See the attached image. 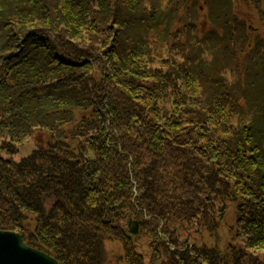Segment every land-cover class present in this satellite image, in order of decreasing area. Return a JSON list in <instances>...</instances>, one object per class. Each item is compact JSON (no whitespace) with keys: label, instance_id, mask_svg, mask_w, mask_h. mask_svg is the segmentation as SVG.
I'll use <instances>...</instances> for the list:
<instances>
[{"label":"trees","instance_id":"trees-1","mask_svg":"<svg viewBox=\"0 0 264 264\" xmlns=\"http://www.w3.org/2000/svg\"><path fill=\"white\" fill-rule=\"evenodd\" d=\"M202 1L205 33L200 0H0V230L61 264H105L108 239L150 264L146 237L151 264H194L165 262L177 233L161 220L208 226L236 196L243 264H264V37L248 40L233 0Z\"/></svg>","mask_w":264,"mask_h":264},{"label":"rangeland","instance_id":"rangeland-1","mask_svg":"<svg viewBox=\"0 0 264 264\" xmlns=\"http://www.w3.org/2000/svg\"><path fill=\"white\" fill-rule=\"evenodd\" d=\"M200 2H201L200 8L202 11L200 10V14H198L197 16L196 25L200 33H205L211 29L212 22L210 20V16L207 14L209 10L205 7V4L202 0H200ZM229 2H230L229 0L225 2L226 6L229 4ZM231 8L233 9V12L236 15V17L247 25L248 30H246L244 34L247 35L248 40L250 39L251 42H254L257 39V37H264L263 17L259 12L256 13L254 8L251 6L249 0H233V4ZM231 8H229V10ZM226 15H229V14H226ZM218 26L220 27L221 24L218 23ZM216 28L217 27H215L214 28L215 30L213 31L217 32ZM176 30H178V28L175 29V31ZM236 33L240 34V32L238 31H236ZM179 41H181V38L178 37L177 42ZM76 42L77 44L75 46L79 47L80 49L85 48V43L83 40L78 39L76 40ZM244 53L245 51L243 50L240 51L241 55H243ZM86 56H88L89 61L93 62L94 58H92V55L90 53H85V57ZM165 105L166 104L161 103V106H165ZM73 112H74L73 114L75 115L76 114L75 110ZM26 140H25L26 142L24 141L25 142L24 145L19 146L16 153L12 154L11 156L12 158L19 161L22 157L28 156L32 152V149H37L36 148L37 144L40 145L46 142L47 135L43 134L40 131H37L36 133H34L33 138L26 139ZM8 156L10 155H7V157ZM240 202L236 196H234V198L233 197L225 198L223 199V201L222 200L217 201V204L213 208V213L209 214L210 217L212 218L210 220L211 224L208 226L206 225L198 226L195 224H190V222H188L186 219H185L186 221L182 219L181 222H177V221L166 222L164 220L163 221L161 220L162 224H165V223L171 224L170 227H172V231L175 230L177 233V236L174 239H172L170 236L169 237L166 236L165 239H163V241L167 240L169 249L173 251L172 254L171 253L169 254L173 256L172 260L168 261V259H166L165 262L169 263V262L174 261L175 259L180 260L181 258H183V259L193 260L194 264L195 263L199 264L200 261H201V264H210V262L206 261V259L208 258V256H212V257L214 256V252L209 250V249H214L216 251L220 250L223 253L222 255L224 259L230 258L228 262H220L219 264H243V261H242L244 257L243 241L240 240L241 231L239 230V226H238V220H239V217L241 216V214L239 213ZM61 212L65 213V209H62ZM67 221H69V219H67ZM135 221H136V218L132 212H127L125 214L123 213L121 224L125 226L128 225L129 228H132L133 226L135 227L134 225L135 223H133ZM138 222H139L138 230H140L141 224H140V221ZM90 227L91 226H88L82 231V237L88 241H92L94 237L92 234L95 233V230L92 227H91L92 229H90ZM36 228L34 229V231H32L34 232V234L37 230ZM6 231L18 233L23 238L25 244L30 246L25 240L22 233H20V231H12V230H6ZM37 232H38V235H41L39 231ZM171 239L173 240L172 242H171ZM151 240H149L148 237H146L145 239H141L140 241L141 243H143V245L142 247L138 248V252L145 254L146 260L150 264H151V261H149V258L155 252V248H153L152 245H150ZM175 241H177L178 244ZM197 246H199V248H197ZM209 246H212V247L210 248ZM30 247L33 249L39 250L36 247H33V246H30ZM101 249L102 250L104 249L105 251L104 252L105 264H126L122 260L123 259L122 255L124 254V250L114 241H111L110 239L106 240L104 247L102 245ZM41 252L46 254L45 251L41 250ZM199 255L202 257L198 258ZM53 258L59 264H61L57 258L55 257ZM214 264H218V261L214 260ZM255 264H258V263H255Z\"/></svg>","mask_w":264,"mask_h":264},{"label":"water","instance_id":"water-1","mask_svg":"<svg viewBox=\"0 0 264 264\" xmlns=\"http://www.w3.org/2000/svg\"><path fill=\"white\" fill-rule=\"evenodd\" d=\"M132 233L138 232L135 222ZM0 264H59L53 257L25 244L21 235L0 231Z\"/></svg>","mask_w":264,"mask_h":264},{"label":"bare ground","instance_id":"bare-ground-1","mask_svg":"<svg viewBox=\"0 0 264 264\" xmlns=\"http://www.w3.org/2000/svg\"><path fill=\"white\" fill-rule=\"evenodd\" d=\"M0 231H3V230H0Z\"/></svg>","mask_w":264,"mask_h":264}]
</instances>
